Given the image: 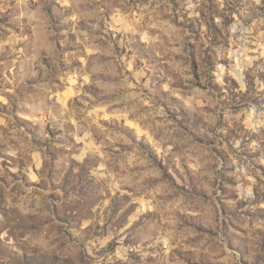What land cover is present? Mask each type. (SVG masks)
Here are the masks:
<instances>
[{"label": "rangeland", "instance_id": "374dc122", "mask_svg": "<svg viewBox=\"0 0 264 264\" xmlns=\"http://www.w3.org/2000/svg\"><path fill=\"white\" fill-rule=\"evenodd\" d=\"M0 264H264V0H0Z\"/></svg>", "mask_w": 264, "mask_h": 264}]
</instances>
